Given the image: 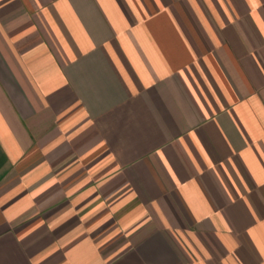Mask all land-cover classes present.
I'll list each match as a JSON object with an SVG mask.
<instances>
[{"label": "crops", "instance_id": "0c3cea01", "mask_svg": "<svg viewBox=\"0 0 264 264\" xmlns=\"http://www.w3.org/2000/svg\"><path fill=\"white\" fill-rule=\"evenodd\" d=\"M0 264H264V0H0Z\"/></svg>", "mask_w": 264, "mask_h": 264}]
</instances>
